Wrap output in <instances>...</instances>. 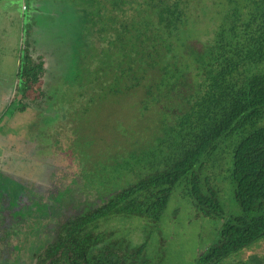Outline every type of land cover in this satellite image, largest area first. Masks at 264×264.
<instances>
[{"label": "trees", "instance_id": "1", "mask_svg": "<svg viewBox=\"0 0 264 264\" xmlns=\"http://www.w3.org/2000/svg\"><path fill=\"white\" fill-rule=\"evenodd\" d=\"M25 1L10 106L23 113L41 102L66 101L57 95L63 92L75 98L62 117L89 105L122 108L127 116L120 129L106 132L100 169L96 161L83 172L84 186L96 187L90 203L78 197L59 210L66 187L41 207L40 200H21L22 185L10 200L0 176L8 203L0 209V264H155L146 251L149 229L157 227L177 187L197 215L221 221L215 242L193 264H222L264 239V0H218L215 9L212 0H53L49 6H58L68 43L55 54L60 82L52 91L40 86L45 54L33 57L28 34L42 1ZM208 10H215L212 17ZM201 15L214 23L212 30L197 29ZM31 94L36 97L27 100ZM95 132L87 136L86 152ZM225 147H232L231 168L223 181L239 207L236 215L224 212L223 187L212 171L216 158L228 156ZM118 217L142 219L143 241L121 236ZM25 226L32 241L24 238ZM20 240L29 245L21 258ZM227 261L264 264V257Z\"/></svg>", "mask_w": 264, "mask_h": 264}, {"label": "rangeland", "instance_id": "2", "mask_svg": "<svg viewBox=\"0 0 264 264\" xmlns=\"http://www.w3.org/2000/svg\"><path fill=\"white\" fill-rule=\"evenodd\" d=\"M39 1L42 2H36V4L38 7H42V11H40L41 9L34 10L35 14L40 12V15L34 16L35 24L30 27L28 34L35 43V47L31 51L33 57L36 58L41 53L45 54L47 71L42 77L40 86L43 90H49L48 86H50L52 91L54 86L60 82L55 54L57 57L61 54L59 51L66 47L68 43H66L67 30L64 29L58 6H49L53 0ZM43 2L48 4L45 6ZM216 2L218 0H212L208 4L212 9H215ZM23 6H26L25 0H0V115L3 112L6 113L4 119L9 115V111L14 110L5 124L0 127V133L6 134L5 136L0 135V142L5 145V151L0 153V176L6 178L5 180L8 182L10 200L15 199L14 188L22 185L24 186L22 193H24L25 199L21 200L24 202L40 200L41 207L45 205L46 201L53 199L55 193L64 192L66 187L69 188V191L62 193L64 197L59 210L67 209L71 205L68 202L77 201L78 197L83 202L90 203L94 200L93 192L96 187L86 188L84 186L83 172L88 174L87 170H92L96 161L99 162L97 164L99 168L100 163L106 159L108 136L105 134L109 127L114 130L120 129L118 122L122 121V115L123 121L125 120L126 111L122 108L114 109L116 106H112L114 110H111L102 105L96 110L92 105H89V109L85 110H83L84 107L81 109L76 107L73 117L70 114L67 116L64 114L62 117L65 107L67 108L70 104L69 99L75 98V96L72 97L71 94L63 93L60 90L57 91H60L61 94L57 93V95H63L66 97L64 98L66 101H58L59 104L56 99H53L52 102L49 100L48 103L41 102L40 105H33L34 107L27 108L23 113L16 112L13 103L10 106V101L15 96L16 69L21 47L23 21H25ZM214 12L215 10H208L207 15L212 17ZM49 13L54 15L53 21L50 20L52 16ZM198 23L197 29L202 32L212 30L215 26L214 23L208 21L206 16L202 15ZM29 35L27 41H30ZM205 39L203 35L202 40ZM191 44L199 47V43L195 40H192ZM52 51H56L54 57H51ZM11 84L13 89L10 94ZM8 95L9 99L5 102L4 99ZM33 97H36V94H31L27 100ZM82 101L84 102L86 99ZM75 104L78 106L77 102ZM114 112L119 113L115 116L116 118ZM93 132H95L96 143L92 150L88 149L86 152V144L90 142L87 136ZM224 146L220 148V151H225ZM225 148L229 149L228 156L216 158L212 163V171L215 175L214 178L220 181L219 186L223 187L219 199L224 212L226 215H236L240 213L239 207L234 201L228 181H223L228 173L227 170L231 168L232 147L231 149ZM84 162L87 163L83 164ZM37 193L42 196L41 199L37 198ZM36 203L34 202V204ZM6 205L8 206L6 197L0 188V209ZM11 209L12 204L9 203V210ZM59 210L56 205L52 213ZM115 219L120 225L121 236L134 242L143 241L145 234L142 232L144 228L142 219L137 217ZM220 223L221 221L218 219L197 215L185 192L177 187L173 190L157 227L149 229L147 255L154 260L155 264H193L200 254L215 242ZM42 225L47 226L48 220L45 219ZM22 230L25 234L24 238L27 241H32L33 238L26 236L32 229L25 226ZM20 243L23 245L21 253L18 254L21 258L28 254L29 245L24 240H20ZM250 255L264 257V239L229 256L227 260H231L233 263L242 262Z\"/></svg>", "mask_w": 264, "mask_h": 264}, {"label": "flooded vegetation", "instance_id": "3", "mask_svg": "<svg viewBox=\"0 0 264 264\" xmlns=\"http://www.w3.org/2000/svg\"><path fill=\"white\" fill-rule=\"evenodd\" d=\"M0 135H2V136H5L6 134H1L0 133ZM4 144H1V142H0V153H2L3 151H5V148H4Z\"/></svg>", "mask_w": 264, "mask_h": 264}, {"label": "crops", "instance_id": "4", "mask_svg": "<svg viewBox=\"0 0 264 264\" xmlns=\"http://www.w3.org/2000/svg\"><path fill=\"white\" fill-rule=\"evenodd\" d=\"M23 8V7H22ZM18 64V63H17ZM14 83V82H13ZM12 83V84H13ZM12 84H11V86L9 87V90H10V94H11V91H12V89H13V86H12ZM15 84V83H14ZM15 91V90H14ZM5 97V96H4ZM4 97H2L3 99H4ZM9 99V95L7 96V98L6 99H4L5 100V102L7 101ZM9 102V101H8Z\"/></svg>", "mask_w": 264, "mask_h": 264}, {"label": "water", "instance_id": "5", "mask_svg": "<svg viewBox=\"0 0 264 264\" xmlns=\"http://www.w3.org/2000/svg\"><path fill=\"white\" fill-rule=\"evenodd\" d=\"M9 117L7 116L6 118H4L1 122H0V127L6 122V120L8 119Z\"/></svg>", "mask_w": 264, "mask_h": 264}]
</instances>
